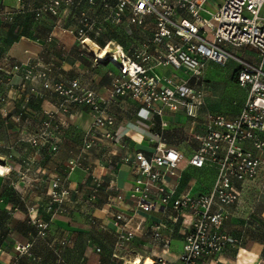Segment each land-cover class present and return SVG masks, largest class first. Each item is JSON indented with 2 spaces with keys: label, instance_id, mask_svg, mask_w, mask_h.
<instances>
[{
  "label": "built area",
  "instance_id": "1",
  "mask_svg": "<svg viewBox=\"0 0 264 264\" xmlns=\"http://www.w3.org/2000/svg\"><path fill=\"white\" fill-rule=\"evenodd\" d=\"M17 3L21 12H30L34 20H41L45 15L58 16L62 11L73 9L80 0H41L39 4L34 0H17ZM207 3L208 0H100V13L81 10L76 26L67 31L79 41L89 36L107 38L99 52L102 57L95 55L96 60H106L118 67L107 95L83 85L78 79L53 80L50 65L36 69L30 63L13 62L12 70L22 72L16 82L0 66V80L8 79V83L19 88L25 87L28 81L30 91L38 97L50 92L57 95L55 109L45 110L39 127L20 138L35 152L42 147L57 150L62 124L56 120V114L68 113L76 106H86L91 116V124L84 131V151L103 140L120 143L113 130L116 117L111 112L112 105L120 99L138 102L140 116L151 125L165 108L173 113L182 111L193 124H202V132L193 135L198 144L185 160L187 165L215 169L213 185L206 192L178 193L177 183L166 181V175L179 177L182 170L179 161L183 156L174 147L157 141L155 151L150 154L138 150L132 156L121 157L135 173L130 192L134 213L113 211L110 215L116 235L115 257L118 246L132 248L141 224L140 220L136 221L135 211H158L161 218L150 226L149 244L162 249L156 254L150 250L152 264H205L227 244L236 241L223 230V224L231 215L230 207L240 199L243 183L256 179L264 168V0H221L214 10ZM89 4L96 7L95 0H89ZM109 28L111 33H120L129 42L123 45L113 41L108 36ZM240 48L241 53L253 51L255 60L238 54L236 51ZM229 60L237 63L236 81L247 90L241 111L232 118L205 109L206 62L225 65ZM159 65L182 71L185 77L176 74L161 77L153 71ZM25 110L26 104H22L16 115L18 120ZM161 125L165 123L161 121ZM149 140L161 141L162 135L155 132ZM7 148L12 150L14 146ZM10 158L11 153L7 155ZM104 160L108 167L115 164L108 146ZM28 164L24 162L23 176L29 170ZM0 165L7 168L0 175H9L11 166L5 160ZM66 168L69 174L77 168L86 171V190L71 187L68 177L56 174L45 180L48 209L64 211L72 196L94 204L103 186V177L84 164L81 156L70 159ZM116 198L122 200L123 196L119 194ZM186 216L190 217L188 224ZM30 218L39 235L45 236L53 230L48 222ZM90 218L96 222V217ZM166 221L185 224L182 249L171 259L166 254L170 240L162 231ZM66 244L65 239H58L52 246L55 254L59 255ZM27 246L28 243L19 244L16 248L26 252ZM93 250L99 252L101 248L95 246Z\"/></svg>",
  "mask_w": 264,
  "mask_h": 264
},
{
  "label": "crops",
  "instance_id": "2",
  "mask_svg": "<svg viewBox=\"0 0 264 264\" xmlns=\"http://www.w3.org/2000/svg\"><path fill=\"white\" fill-rule=\"evenodd\" d=\"M34 1L39 2L40 0ZM95 1L96 7H91L89 0H80L78 6L61 12L58 16L48 14L40 21H34L32 13L11 15V8L16 7V0H0V66H3V72L10 76L12 82H16L22 72L12 70L13 62L30 63L36 69L50 65L52 68L50 76L53 80L78 79L83 85L102 95H107L111 81L118 73V67L106 60H96L95 58L96 52L103 50L107 38L95 39L89 36L83 41H79L67 31V29L76 26L81 10H96V13H100V0ZM219 3L214 4V0H208L207 7L214 10ZM11 16H13L14 22L9 21ZM111 32V29L108 30V36L113 41L123 45L129 42L120 33ZM95 50L96 52H94ZM248 52L252 51L248 50ZM229 61H233L235 66L227 74V77L234 85L240 86L235 75L237 63L234 60ZM211 63L217 64L207 61L205 65L204 79L207 84L205 109L227 115L222 111L211 110L210 104L212 103L215 109L227 110L230 113L236 112L234 115H227L232 118L241 111L240 105L243 106L246 93L242 95L236 107L225 103L220 108V103L219 105L216 103L219 93L213 96L210 80L205 76ZM156 68L162 69L166 74L185 77L182 71L172 67L159 65L153 71ZM8 82V79L0 80V161L5 160L12 169L9 175H0V211L8 215L7 218L0 219V225H4L8 221V226H12L10 232L12 229L14 231L17 227L25 225L28 205L45 204L48 188L45 180L56 174H65L67 162L79 157L82 152L84 163L93 167L97 175L106 179L94 204L89 205L86 201L74 196L68 203L69 208L87 209L89 214L96 217L94 225L99 228V236L91 235L77 246L78 251L88 261V264H115L114 260L117 259H121L122 264H128L127 260H132L135 257L151 258L150 250L156 254L162 249L161 247H151L149 244L150 226L161 218L160 213L136 210V221L140 220L141 224L133 239L132 248L128 251H120L117 257L113 255L116 235L110 215L113 211H122L126 215L134 213L132 210L134 198L131 197L130 192L135 173L128 163L123 162L121 159L123 155L132 156L138 150L150 154L155 151L157 141L161 142L166 146L174 147L183 156L179 161V167L182 169L180 173L178 172L179 177L171 175L165 177L169 184L177 183L178 193L185 191L202 193L212 187L215 169L207 166L197 168L186 164L185 158L192 154L198 144L193 135L201 133L203 126L200 123L193 124L182 111L173 113L165 108L162 116L155 117V124L151 125L140 116L141 105L138 102L120 99L111 107V112L116 117L113 130L120 143L103 140L104 142L84 151L82 136L91 124V116L86 106H76L71 108L68 113H57L56 120L64 127L63 132L59 133L57 150L50 151L46 147H42L38 152H35L28 142L20 141V138L39 127L45 116V110L55 109L57 95L50 92L47 96L38 97L30 91V82L27 81L23 88L13 86ZM215 82L218 83V81ZM215 87L219 88L218 84H215ZM22 104H26V110L18 120L16 115L21 111ZM161 121L165 125L162 126ZM155 132L161 133V141L149 140ZM10 145L14 146L12 150L7 148ZM107 146L113 152L115 163L113 167H108L104 160ZM9 153L12 154V158L7 159ZM26 161L29 162V170L23 176L22 171ZM109 178L112 180L111 183L108 182ZM69 180L71 187L86 190L84 186L87 181L86 171L82 168L72 172L69 175ZM252 186L264 193V168L260 170L256 179L243 183L241 195L245 194L247 187ZM119 194L123 196L122 200L116 198ZM239 201L230 207L231 215L223 224V230L236 241L227 244L215 258L207 260L205 264H264V233H251L246 229L244 232L240 231V227L235 223L240 210L241 203ZM76 215V212L73 211L70 216L54 215L52 217L54 224L61 228L63 236L67 235L70 242L75 237L72 230L76 226ZM262 217H264V211H262ZM88 218L90 221V215ZM185 221L188 224L190 217L186 216ZM184 225L179 222H167L162 229L164 235L170 240L168 249H166L167 257L170 259L176 257L182 249ZM87 226L90 225L87 224ZM9 236V240L19 242H25L27 239L22 234L15 232ZM3 237L7 238L6 235ZM6 243V240L2 244L0 243V247H2L0 248V264L10 260V250H3L7 246ZM95 246H99L101 250L95 252L93 250Z\"/></svg>",
  "mask_w": 264,
  "mask_h": 264
},
{
  "label": "rangeland",
  "instance_id": "3",
  "mask_svg": "<svg viewBox=\"0 0 264 264\" xmlns=\"http://www.w3.org/2000/svg\"><path fill=\"white\" fill-rule=\"evenodd\" d=\"M221 0H214V4L219 3ZM41 0L34 1L35 4H39ZM11 15H17L19 13H30L26 11H20V8H18V3L16 0V7L11 8ZM66 11V10H65ZM64 12V11H62ZM13 16L9 17L11 22H14ZM34 21H40V20H34ZM18 23V20H17ZM242 48L237 49L238 54H245L247 58H250L251 60H255V53L252 52H243L241 53ZM64 54V50L62 51ZM111 63V62H110ZM113 64V63H112ZM116 66V65H115ZM235 66L233 61H229L226 65H220V64H214L211 63L208 66L207 72H206V77L210 80V84L212 87V92L213 96L217 95L218 97L216 99L217 105L220 103V108L224 106L225 103H229L231 107H236L237 104L239 103L242 95H247V90L246 88L238 85H234L229 78L227 77V74L233 69ZM155 73L163 77L166 75V73L162 69H155ZM214 75V76H212ZM218 77V78H217ZM215 81H218L215 82ZM215 84H218V87H215ZM230 86V88H228ZM217 91V92H216ZM211 103V102H210ZM242 107V104L240 105V108ZM210 108L213 111H222L225 112L227 115H234L235 113H230L227 110H222V109H215L212 105L210 104ZM57 116V114H56ZM63 126H61V131L59 133L63 132ZM58 133V136H59ZM84 136V133H83ZM83 136H82V141H83ZM26 142V141H25ZM82 161L84 163V156L83 152L81 155ZM85 164V163H84ZM78 169V168H77ZM60 176L68 177L69 179V173L68 171L65 174H58ZM106 181V179L103 177V183ZM70 182V180H69ZM109 183H111V178L108 180ZM245 194L243 193L240 198V210L238 211V220L235 222L238 224L240 227V231L246 229L248 232L251 231V233H264V217H262V209H264V193L260 192L259 189L256 187H247L245 189ZM34 201V200H33ZM48 201L49 197L47 194V199L45 201V204H36V205H28L27 206V220L25 225L17 227L13 231V229L10 232V229L12 226H8V221L5 222L4 225H0V243L4 240H6V248L3 249L6 251V249H9V253L11 256H9V261L4 263V264H88V261L82 257L80 252L77 249V246L80 245L82 242H84L87 237L91 235H97L99 236V228L98 226L94 225L92 220L89 221L88 216L92 215L91 213L89 214L88 210L86 209H74V208H69L68 201L66 203V207L64 211H55L54 208L48 209ZM35 203V202H34ZM29 207H33L30 211L28 210ZM76 212L75 218L77 219L76 221V226L75 229L72 230V233H74V239L72 242L68 239L69 237L67 235L63 236V232L60 231L61 228H58L54 222L52 221V217L54 215H64V216H70L72 212ZM35 212L34 214H32ZM7 214H4L2 211H0V219L2 218H7ZM30 217H36V219H40L41 221L48 222L52 226V231L49 232L45 236H41L37 232V228L35 224L32 222ZM79 219V220H78ZM90 225V226H87ZM17 234H22L24 237H26L25 242H19L15 240H9L10 236L9 234H12L13 232ZM3 237V236H5ZM14 237V235H12ZM65 239L67 241V244L61 248V252L59 255L55 254L53 251L52 246L54 247L56 245V242L58 239ZM29 244L27 246L26 252L22 251L19 252L17 250V246L19 244ZM71 244V245H70ZM73 244V246H72ZM2 248V247H0ZM12 249V250H11ZM115 264H122L121 259L114 260Z\"/></svg>",
  "mask_w": 264,
  "mask_h": 264
},
{
  "label": "bare ground",
  "instance_id": "4",
  "mask_svg": "<svg viewBox=\"0 0 264 264\" xmlns=\"http://www.w3.org/2000/svg\"><path fill=\"white\" fill-rule=\"evenodd\" d=\"M94 52H96V50L94 51ZM96 55H98L99 57H102L101 56V54L97 51L96 52ZM5 170H7V168L6 167H4V166H2V165H0V171L2 172V173H4V171ZM125 251V250H129V249H124V248H121V247H117L116 249H115V254L118 256V253L120 252V251ZM127 262H129L128 264H152V260L150 259V258H145V259H140L139 257H135L134 259H132V260H127Z\"/></svg>",
  "mask_w": 264,
  "mask_h": 264
}]
</instances>
